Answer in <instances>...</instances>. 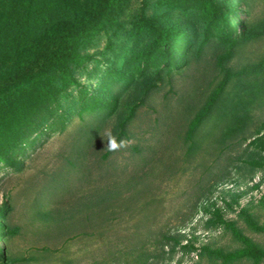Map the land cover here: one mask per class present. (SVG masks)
Wrapping results in <instances>:
<instances>
[{"label":"rangeland","instance_id":"obj_1","mask_svg":"<svg viewBox=\"0 0 264 264\" xmlns=\"http://www.w3.org/2000/svg\"><path fill=\"white\" fill-rule=\"evenodd\" d=\"M156 1H131L122 18L125 32L112 48L109 34L87 50L93 59L75 73L80 86L60 102L65 131L38 139L17 167L0 165V253L9 264H135L146 257L147 264H226L224 257L243 245L219 218L264 249V167L247 163L254 155L264 158V99L255 106L264 84V37L240 49L229 64L241 79L230 85V97L243 89L252 104L243 125L215 114L188 154L183 142L188 121L217 84L212 86L209 60L192 59L158 82L144 103L135 91L149 85L151 75L135 76L78 166L76 149L86 140L81 130L90 118L78 117L80 94L108 93L117 80L109 77L111 69L130 78L135 65L130 58L151 39L129 35L132 22L153 15ZM229 4L240 6V31L264 18L263 0ZM181 19L195 21L172 16L174 23ZM134 109L128 147L104 159L105 133L127 122ZM259 137L263 141L251 145ZM60 181L65 186L52 195ZM164 236L172 239L165 242ZM229 264H264V257Z\"/></svg>","mask_w":264,"mask_h":264},{"label":"trees","instance_id":"obj_2","mask_svg":"<svg viewBox=\"0 0 264 264\" xmlns=\"http://www.w3.org/2000/svg\"><path fill=\"white\" fill-rule=\"evenodd\" d=\"M131 1L0 0V165L17 167L38 139L65 131L68 121L61 111V99L80 86L75 73L92 61L87 50L95 41L110 34L108 45L112 48L113 39L125 32L122 18ZM229 1L157 0L153 15L143 14L132 22L129 35H149L151 39L130 58L135 62L130 78L126 80L124 72L111 69L109 77L112 79L115 75L117 80L108 93H92L88 98L86 94H80L78 117L90 118L86 129L81 130L86 140L81 141L76 149L79 167L89 143L117 113L121 97L131 88L135 76L151 75L149 85L144 82L145 86L139 87L142 91H135L136 96H143L135 97L136 100L144 103L158 82L171 77L174 71L181 70L192 59L197 62L209 60L208 65L215 73L212 86L216 80L217 84L214 89L211 87L206 100L188 121L183 137L188 154L197 149L196 137L200 128L215 114L218 119L237 120L243 125L242 119L250 113L248 108L252 104L241 95L243 89L230 97V85L241 79L229 64L240 49L264 37V18L255 27L248 25L240 31L244 26L240 20V6L229 4ZM174 13L192 17L195 21L181 19L174 23ZM262 73L264 80V68ZM116 86L120 88L114 94L112 89ZM258 90L260 98L255 101V106L263 102L264 84ZM134 114L135 109L127 122L112 130L118 140L131 138L127 123L135 118ZM119 130L120 134H117ZM261 141L259 137L251 145ZM111 153L107 151L104 159ZM77 161L71 162L73 168L77 169ZM247 163L252 169L263 168L264 158L257 160L254 155ZM63 182H58L52 195L63 189ZM91 205L83 207L89 210ZM219 223L224 224L243 245L224 257L226 264L244 258L260 261L264 257V249L245 237L233 222L219 218ZM164 239L167 242L172 238L164 236ZM147 262L146 257L134 263ZM0 264H9L2 253Z\"/></svg>","mask_w":264,"mask_h":264},{"label":"clouds","instance_id":"obj_3","mask_svg":"<svg viewBox=\"0 0 264 264\" xmlns=\"http://www.w3.org/2000/svg\"><path fill=\"white\" fill-rule=\"evenodd\" d=\"M105 135L107 136L106 148H105L107 149V151L110 152L120 151L121 149H124L129 145V141L127 139L118 140L117 137L111 131H107Z\"/></svg>","mask_w":264,"mask_h":264}]
</instances>
